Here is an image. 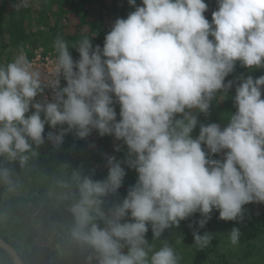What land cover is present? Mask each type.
<instances>
[{
  "label": "clouds",
  "instance_id": "1",
  "mask_svg": "<svg viewBox=\"0 0 264 264\" xmlns=\"http://www.w3.org/2000/svg\"><path fill=\"white\" fill-rule=\"evenodd\" d=\"M216 2L210 23L205 0H128L135 10L114 21L102 47L84 36L72 46L79 53L74 60L57 36L50 71L33 68L23 49L0 65L5 191L18 186L11 165L30 170L46 141L59 149L66 135L84 140L95 130L122 141L114 151L127 148L124 160L107 157L103 179L68 165L55 181L68 217L58 227L80 264H180L173 245L160 239L165 230L196 213L203 229L214 209L219 219L239 223L245 205L264 203V75L237 76L236 111L222 114L226 125L200 123L198 136L192 135L218 95L228 98L234 81L226 77L237 62L251 71L264 68V0ZM28 5L14 0L12 7ZM46 125L59 131L45 136ZM221 153L222 159L213 158ZM122 164L137 179L114 203L108 198L122 187ZM192 235L199 249L213 239L209 232ZM240 236L233 227L230 243Z\"/></svg>",
  "mask_w": 264,
  "mask_h": 264
},
{
  "label": "rangeland",
  "instance_id": "2",
  "mask_svg": "<svg viewBox=\"0 0 264 264\" xmlns=\"http://www.w3.org/2000/svg\"><path fill=\"white\" fill-rule=\"evenodd\" d=\"M14 0H0V15L3 17V23L8 22V18L11 13L16 10L12 7ZM208 5V10L204 13L206 19L209 14L217 10L216 0H205ZM29 5L32 6L31 18L27 15L26 24L28 29L33 32L39 29L48 30V27L44 26V22L49 25H58L62 27L64 20H62L63 13L58 14L59 2L58 0H29ZM141 5V4H139ZM4 8L1 11V8ZM134 8L126 9L125 12L117 14V18H127L129 12L134 11ZM46 11V12H44ZM47 15V18L43 19V16ZM60 16V17H59ZM71 21L68 25L63 26L66 29H70L71 23L75 18L71 17ZM114 21H112V24ZM2 24V23H1ZM0 24V65H6L12 62L15 57L23 49L24 53L31 52L34 48L31 44L25 47H18L11 44L10 35L5 31H2ZM111 24V26H112ZM111 26H108L105 30V35L110 31ZM43 47H48L49 42L45 37H41ZM104 43V42H103ZM47 49V48H46ZM262 75H264V68L258 69ZM234 95H229L228 98L222 94L218 95V103L216 107H210L212 113L209 111V115L205 116L200 114L198 116V123L202 118H207L209 123H218L221 126L226 125V121L222 119V114L233 111ZM262 99H264V87H262ZM117 119L119 120V105H116ZM30 113L26 114L29 115ZM198 126V125H197ZM66 127V125L64 126ZM48 131H59L57 129H50L48 125L45 126L46 136ZM199 130L193 131V138L198 136ZM117 144H122V141H116L112 136L100 137L94 130L88 139L85 140L83 148L80 150L79 160L83 165L87 167L95 168L98 171L108 172L107 157L115 156L118 160H124L127 148L122 146L119 152L114 151V147ZM203 147V146H202ZM52 145L46 141L44 145L39 148V157L35 161L34 167L29 169H19L18 164L11 165L18 172V186L12 192V194H21L30 198L37 204V210L30 216L26 217H8L5 221L7 229L11 235L12 240L19 242H29L38 246H49L53 249V257L55 260L67 261L66 264H80V258L72 244L68 242L65 234L60 230L58 225L61 222H67V214L65 212L64 204L58 198L59 190L55 187V181L67 172L69 161L62 166L60 172H55L54 176L47 180V176L44 174L33 175L38 167L43 165L45 158H50L53 155ZM223 156V154H220ZM45 159V160H44ZM68 160V159H67ZM48 163V162H46ZM45 163V164H46ZM50 164V163H48ZM125 167L126 176L123 183L132 186L137 179V173L134 169ZM2 187V186H0ZM6 193V195H8ZM124 197H109L111 202H119ZM245 213L242 222L236 221H224L219 219V211L213 210L211 213V219L205 225L203 229H200L198 225L192 226L187 221H181L179 227H172L161 236V240H167L175 248L176 253L181 257L180 264H264V224H260V217L264 213V203H250L244 206ZM233 227L238 228L241 231L239 243L232 245L229 240V232ZM193 231H198L203 235L204 232L213 234L212 242L204 249H199L194 244ZM251 233H253L252 236ZM146 239L152 242V232L149 228V232L146 234ZM156 247L160 246L159 241L154 242Z\"/></svg>",
  "mask_w": 264,
  "mask_h": 264
},
{
  "label": "trees",
  "instance_id": "3",
  "mask_svg": "<svg viewBox=\"0 0 264 264\" xmlns=\"http://www.w3.org/2000/svg\"><path fill=\"white\" fill-rule=\"evenodd\" d=\"M58 2L60 9L58 14H64L62 17L64 23L61 28H59L58 25H50V23L48 25L47 22H44V26L48 27L47 31L45 29H39L36 32H33L30 28L28 29L25 19L27 18V15L31 18L32 14V6L28 5L27 8H22L19 11L11 13L8 18L9 21L6 23H3V17L0 15L2 31H5V33L7 32L10 35L11 44L18 47H25L28 44H31L33 48L43 46V42H41L40 39V36H43L48 40L49 45L46 48L50 50H55L53 42L57 36H61L67 41L73 58H79V53L75 49H72V46L77 41L84 36L93 37V45H100L102 47L105 38V30L108 26H111L112 21L116 20L115 16L119 14L117 11L125 12L126 9L134 8L128 4V0H58ZM139 4H141V0H137V5ZM3 9L4 8L2 7L1 11H3ZM40 16H43V19L47 18V15ZM71 17L75 18V20L71 23V28L65 30L63 26L68 25V22L72 19ZM207 19L211 23L212 13L207 16ZM30 53L31 52L29 51L28 54ZM250 71L251 70L240 66L239 62H237L234 72L226 77V82L227 80L234 81L229 95H235V87L239 83V81L236 80L237 76H247L250 74L255 79L262 75L258 69ZM217 103L218 97L213 101L211 107H216ZM233 108H235V106ZM209 111L212 113L211 108ZM233 111H236V109H233ZM200 123L208 124L209 122L206 117L202 118L199 121L197 128L194 129L195 131L199 130ZM85 140L86 139H78L74 133L66 135L61 147L55 149L50 158H45L46 160L44 159L45 162L43 165L38 167V169L33 172V175L45 174L48 180L54 176L55 172H60L62 166L69 161L71 167L82 168L86 174L94 170V179L105 178L107 176L105 171H98L95 168L87 167L79 160L80 150L83 148ZM213 158L222 159L223 156L219 154ZM67 168V172H69V166L66 167L65 170ZM129 187L128 184L123 183L122 187L118 190V193L114 196L125 197ZM6 193L8 192L5 191L3 187H0V237L15 247V250L18 251L25 264H66V260L59 261V259H54V251L49 246H38L30 244L29 242H17L15 239H10L11 235L5 224L6 219L8 217H26L27 214L35 216L36 214H31L36 212L37 204L30 198L21 194L16 195L8 193V195H6ZM200 218V214L196 213L192 217L186 219L185 222L187 221L192 226H195L196 221ZM260 219V224H264V213L261 215ZM252 235L253 233H251L250 236ZM0 264H15L11 255L2 247H0Z\"/></svg>",
  "mask_w": 264,
  "mask_h": 264
},
{
  "label": "built area",
  "instance_id": "4",
  "mask_svg": "<svg viewBox=\"0 0 264 264\" xmlns=\"http://www.w3.org/2000/svg\"><path fill=\"white\" fill-rule=\"evenodd\" d=\"M25 54L30 61L31 66L41 71H50L57 55L55 50L46 49L43 46L34 48L30 54ZM73 59L76 60L78 58L76 57ZM61 84L64 85L65 82L61 80ZM37 99H40V97H37Z\"/></svg>",
  "mask_w": 264,
  "mask_h": 264
},
{
  "label": "water",
  "instance_id": "5",
  "mask_svg": "<svg viewBox=\"0 0 264 264\" xmlns=\"http://www.w3.org/2000/svg\"><path fill=\"white\" fill-rule=\"evenodd\" d=\"M0 247H2L5 251H7L11 255L15 264H25L18 251L15 250V247L1 237H0Z\"/></svg>",
  "mask_w": 264,
  "mask_h": 264
}]
</instances>
